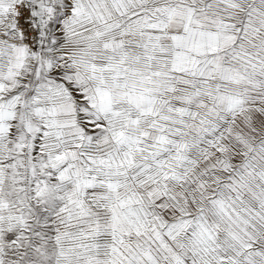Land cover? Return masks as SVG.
<instances>
[{"label":"snow or ice","instance_id":"1","mask_svg":"<svg viewBox=\"0 0 264 264\" xmlns=\"http://www.w3.org/2000/svg\"><path fill=\"white\" fill-rule=\"evenodd\" d=\"M0 264H264V0H0Z\"/></svg>","mask_w":264,"mask_h":264}]
</instances>
